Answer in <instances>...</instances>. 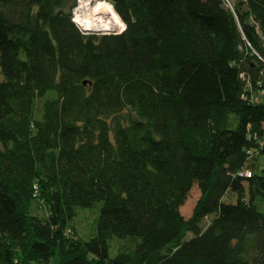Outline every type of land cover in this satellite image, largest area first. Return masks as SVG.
Masks as SVG:
<instances>
[{
  "label": "trees",
  "instance_id": "trees-1",
  "mask_svg": "<svg viewBox=\"0 0 264 264\" xmlns=\"http://www.w3.org/2000/svg\"><path fill=\"white\" fill-rule=\"evenodd\" d=\"M109 2L120 34L0 0V264H264V0Z\"/></svg>",
  "mask_w": 264,
  "mask_h": 264
},
{
  "label": "built area",
  "instance_id": "built-area-1",
  "mask_svg": "<svg viewBox=\"0 0 264 264\" xmlns=\"http://www.w3.org/2000/svg\"><path fill=\"white\" fill-rule=\"evenodd\" d=\"M105 11L114 13L116 23H110ZM72 20L84 34H120L125 29V25L114 11L109 0H76V5L72 9ZM242 98L253 103H260L264 98V88L258 83V87L253 89L252 85L248 83ZM240 175L249 177L251 172L246 169Z\"/></svg>",
  "mask_w": 264,
  "mask_h": 264
},
{
  "label": "rangeland",
  "instance_id": "rangeland-1",
  "mask_svg": "<svg viewBox=\"0 0 264 264\" xmlns=\"http://www.w3.org/2000/svg\"><path fill=\"white\" fill-rule=\"evenodd\" d=\"M43 100L37 101V117H40L41 115V106H42ZM255 161V165H257L258 170H261L264 167V159L262 157H257V160ZM200 198V190L196 184L192 187L190 192L188 193L186 200L183 204V206L180 208V213L185 219H189L192 215V212L195 208V205L197 201ZM226 202H235V196L233 194L226 195L225 199ZM100 204H96L91 209L87 210H78L77 216L74 218V220L71 222V226L75 229L77 233V237L83 241L88 240L91 235L93 234V229L95 228V221L98 216ZM34 212L39 217H46L47 215V209L45 205L40 201L37 200L34 203ZM209 219H205L202 222V227H205L208 223ZM187 238L192 237V234L189 233L186 236ZM111 255L113 256L115 254V242H111ZM50 264H58V258H52Z\"/></svg>",
  "mask_w": 264,
  "mask_h": 264
},
{
  "label": "bare ground",
  "instance_id": "bare-ground-1",
  "mask_svg": "<svg viewBox=\"0 0 264 264\" xmlns=\"http://www.w3.org/2000/svg\"><path fill=\"white\" fill-rule=\"evenodd\" d=\"M105 13H106V15H108L107 19L110 21L111 24L116 23L114 13L112 11H109V12L105 11ZM88 26H86V27H88Z\"/></svg>",
  "mask_w": 264,
  "mask_h": 264
},
{
  "label": "water",
  "instance_id": "water-1",
  "mask_svg": "<svg viewBox=\"0 0 264 264\" xmlns=\"http://www.w3.org/2000/svg\"><path fill=\"white\" fill-rule=\"evenodd\" d=\"M83 84L85 85V84H86V82L84 81V82H83Z\"/></svg>",
  "mask_w": 264,
  "mask_h": 264
}]
</instances>
